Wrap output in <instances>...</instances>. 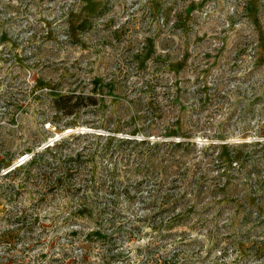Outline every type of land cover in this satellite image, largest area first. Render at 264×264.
Returning <instances> with one entry per match:
<instances>
[{
  "label": "rangeland",
  "instance_id": "374dc122",
  "mask_svg": "<svg viewBox=\"0 0 264 264\" xmlns=\"http://www.w3.org/2000/svg\"><path fill=\"white\" fill-rule=\"evenodd\" d=\"M0 264H264V0H0Z\"/></svg>",
  "mask_w": 264,
  "mask_h": 264
},
{
  "label": "trees",
  "instance_id": "16d2710c",
  "mask_svg": "<svg viewBox=\"0 0 264 264\" xmlns=\"http://www.w3.org/2000/svg\"><path fill=\"white\" fill-rule=\"evenodd\" d=\"M53 105L55 110L59 113L62 114L63 116H67V117H72L74 116L76 113H78L79 111H81L83 108H88V107H96L98 106V100L95 99L94 97L91 96H86V95H63L60 96L56 99L53 100ZM167 146H169L170 148H176L178 147V145H176L173 142L170 143H162L161 145L155 147V148H151V150H163L165 149ZM56 147V146H55ZM181 148L180 146L177 148L179 149ZM169 150H167L166 154L162 157V160H166L167 159V155H169L170 153H172L173 151L168 152ZM155 152V151H154ZM143 153V152H142ZM172 155H169L168 157H171ZM114 219V218H113ZM111 224L114 228L116 229H123L124 225L119 226V228H117V224L115 223V221H111ZM122 253H119V255H121Z\"/></svg>",
  "mask_w": 264,
  "mask_h": 264
},
{
  "label": "bare ground",
  "instance_id": "6f19581e",
  "mask_svg": "<svg viewBox=\"0 0 264 264\" xmlns=\"http://www.w3.org/2000/svg\"><path fill=\"white\" fill-rule=\"evenodd\" d=\"M83 130H84V131H85V130L87 131L88 129H87V128H83ZM73 131H74L73 129H68L67 133H71V132H73ZM81 131H82V130H81ZM53 144H54V143H51V142L48 143L49 146H52ZM20 164H21V163H20ZM16 167H18V165H17Z\"/></svg>",
  "mask_w": 264,
  "mask_h": 264
},
{
  "label": "water",
  "instance_id": "95a60500",
  "mask_svg": "<svg viewBox=\"0 0 264 264\" xmlns=\"http://www.w3.org/2000/svg\"><path fill=\"white\" fill-rule=\"evenodd\" d=\"M58 139H56V140H53V141H51V143H54V142H56Z\"/></svg>",
  "mask_w": 264,
  "mask_h": 264
}]
</instances>
